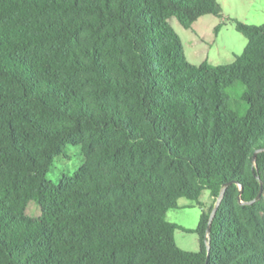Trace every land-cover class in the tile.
<instances>
[{
	"label": "trees",
	"instance_id": "trees-1",
	"mask_svg": "<svg viewBox=\"0 0 264 264\" xmlns=\"http://www.w3.org/2000/svg\"><path fill=\"white\" fill-rule=\"evenodd\" d=\"M206 14L216 0H0V264H264V23L195 65L169 20ZM70 146L83 162L54 183ZM222 190L181 249L167 212Z\"/></svg>",
	"mask_w": 264,
	"mask_h": 264
},
{
	"label": "rangeland",
	"instance_id": "rangeland-1",
	"mask_svg": "<svg viewBox=\"0 0 264 264\" xmlns=\"http://www.w3.org/2000/svg\"><path fill=\"white\" fill-rule=\"evenodd\" d=\"M225 5V11L227 10L230 16L236 17L241 23L257 26L264 23V0H229ZM176 20L174 17L170 19V25L171 21L177 23ZM219 29H221V35L217 39V46L212 48L210 54L218 64L231 63L235 55L242 53L247 39L236 30L233 22L230 20H225V24ZM82 162L83 156L80 147L70 146L66 154L60 155L55 159L48 173V178L57 183L64 175L73 174ZM261 195L264 199V182L261 187ZM216 201L217 199L214 200L208 191L204 192L202 203L206 205L207 212L215 206ZM180 202L181 204H188V206L170 209L167 212V220L179 226L175 230L177 245L186 251H198L199 236L194 230L198 225L203 206H199L186 198H181ZM26 214L31 217H37L40 215V207L31 201L26 207ZM182 228L191 231L187 232Z\"/></svg>",
	"mask_w": 264,
	"mask_h": 264
},
{
	"label": "crops",
	"instance_id": "crops-1",
	"mask_svg": "<svg viewBox=\"0 0 264 264\" xmlns=\"http://www.w3.org/2000/svg\"><path fill=\"white\" fill-rule=\"evenodd\" d=\"M216 1L221 7V16L213 14L200 16L193 22L190 28H184L177 20V23L171 21L173 29L182 41L185 56L192 64L198 65L202 62H207L211 65H220L216 63L215 59L210 54L212 48L217 46V39L221 35V29L219 28L225 24V20L232 21L234 26L235 22L238 21L236 17L230 16L227 10L225 11V4L229 0ZM186 206H188V204H181L179 199V207ZM201 206H203L202 211H206V205L202 203Z\"/></svg>",
	"mask_w": 264,
	"mask_h": 264
},
{
	"label": "water",
	"instance_id": "water-1",
	"mask_svg": "<svg viewBox=\"0 0 264 264\" xmlns=\"http://www.w3.org/2000/svg\"><path fill=\"white\" fill-rule=\"evenodd\" d=\"M229 184H230V183L225 184L224 187H226V186L229 185ZM223 189H224V188H223ZM260 192H261V191H260ZM222 193H223V190L221 191L220 195L218 196L217 201H216V204H215V206L213 207V209H212V211H211L209 224H210L211 219H212V217H213V215H214V213H215V211H216V208H217V206H218V204H219V201H220V199H221V197H222ZM259 195H260V194H259ZM259 195L257 196V198L259 197Z\"/></svg>",
	"mask_w": 264,
	"mask_h": 264
}]
</instances>
